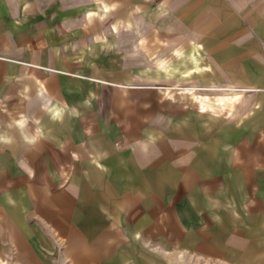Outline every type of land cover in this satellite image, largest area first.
I'll list each match as a JSON object with an SVG mask.
<instances>
[{"label": "rangeland", "instance_id": "rangeland-1", "mask_svg": "<svg viewBox=\"0 0 264 264\" xmlns=\"http://www.w3.org/2000/svg\"><path fill=\"white\" fill-rule=\"evenodd\" d=\"M104 1L111 5L110 13L99 20L93 14L86 16L87 12H94V0H63L62 10L55 15L58 24L39 29L45 41L53 38L46 46L55 50L36 51L42 64L36 68L35 75L40 80L69 77L70 81L63 85L67 90L62 94L74 106L55 104L30 112L38 114L41 121L38 127L30 119V141L55 142L56 138L74 133L69 130L70 126L80 128L75 133L82 147H90L97 135L113 134L114 147L123 156H134L140 168L136 174H141L145 187L136 190L132 198L127 195L119 199L111 208L97 200L86 207L79 193H72V213L77 214L72 222L78 231L72 235V239L76 238L71 242L69 235L61 233L38 210L35 195L38 190L44 199L51 192L88 184L92 172L84 168L96 162V155L63 156L60 163H64L65 170H49L43 163L36 164L47 156L32 157L29 184L19 185L14 179L22 173L17 157L0 155V183L6 184V188H0V207L5 211L0 214V264H77L73 262L77 254L84 256L83 264H91L92 241H98L99 248L104 244L111 246L97 264H264V180L262 186L252 187L241 180L245 172L230 169L229 163L223 169V162H215L208 156L203 163L199 162V157L204 156L205 142L199 143L186 158L182 150L165 155L155 146L166 139L161 134L163 123L172 125L171 130L178 132L185 121L194 119L206 134V143L217 139L222 143L218 146L219 156H230L232 150L236 151L230 139L244 131L246 116H254L260 109L264 99V73L253 75L250 70L238 71L235 61L234 65L216 67L214 52L198 41L201 36L197 31L177 25L181 22L176 16L178 12L168 11L165 0ZM134 21L143 30L138 41L143 47L140 53L131 46L137 40ZM112 24L116 25L117 32L109 30ZM258 49L264 55V43ZM155 56H159L158 61H151ZM48 58L54 59L51 64L42 61ZM218 71L224 74L221 76ZM212 82L218 84L217 92L209 89ZM41 83L47 89L46 82ZM223 91L247 93L251 108L234 116L233 112L240 107L233 100L219 109L215 99ZM201 100L207 108H200ZM15 115L16 111L10 117ZM52 118L55 124H50ZM147 124L151 127L145 128ZM49 126L57 128H45ZM258 134L264 142V132L258 131ZM141 141L147 142V148ZM102 156L97 157L101 160ZM159 157L166 163L163 166L159 163L157 171L151 164L157 163ZM121 162L126 167L129 161L122 157ZM171 168L176 171L174 179L158 180L156 186L150 181L153 173L168 175L173 171ZM98 180L89 183L90 187ZM199 180H208L214 185L195 198L191 192L203 186ZM108 182L126 191L131 186L126 171L110 177ZM184 184L191 188L178 196L180 199L168 196L166 190L171 192ZM22 195L24 201L20 199ZM183 201L188 204L190 215L183 210ZM80 204L84 209L77 211ZM136 205L144 224L135 229L141 235L139 239H133L121 225ZM119 208L120 218H115ZM88 215L95 218L88 219ZM87 219L90 223L101 220L98 232L92 236L85 233Z\"/></svg>", "mask_w": 264, "mask_h": 264}, {"label": "crops", "instance_id": "crops-1", "mask_svg": "<svg viewBox=\"0 0 264 264\" xmlns=\"http://www.w3.org/2000/svg\"><path fill=\"white\" fill-rule=\"evenodd\" d=\"M114 2L116 1L114 0ZM164 2L165 8L168 11L178 12L176 16L181 22L177 23V25L197 31L198 35L201 36V39L198 41L203 42L209 51L214 52L216 67L227 64L234 65L235 61L236 68L237 70L239 69L238 71L247 73L250 70L249 72L253 75L264 73V55L258 49L259 44L264 43V0H165ZM62 3L63 0H0V137H2L0 138V155L8 154L17 157L18 169L22 170V173L16 175L14 178L16 185L24 182L29 184L28 172L31 169L30 160L32 157L38 156L39 159L42 156H47L36 162V164L41 165L43 163L49 170H65L64 163H60V158L63 156L68 158L72 154H80L81 156L93 154L96 157L103 155L102 158L100 157L101 160L95 157L96 162L93 164L88 163V166L84 168L92 172L91 180H88V184L84 183L79 188L73 185L63 190L51 192L44 199L38 190L35 195L36 199L34 202L38 210L46 215L51 224L59 229L61 233L69 235V240L73 242L76 237L72 239V235L78 231V227L72 222L73 217H77V214L72 213L73 199L70 197L72 193H79L84 199L83 203H85L86 207L91 206L90 204H95V200H97L106 207L111 208L115 202L127 195L132 198L136 190L145 187V184L141 181V174H136V171H140V168L137 167L138 164L135 163L134 156L130 154L123 156L122 152L114 147L113 142L115 137L113 134L102 133L97 135L92 139L90 147H82L79 145L78 137L75 133L76 129L80 128L77 126L72 128L70 126L69 130L72 129L74 133L68 137L56 138L55 142L41 139L33 143L30 141V119H33V122L36 125L38 124V127L41 126L38 114L31 115L30 112H39L41 108L45 109L55 104L58 107L74 106L62 94L64 90H67L64 89L63 85H65V82L70 81L69 77L62 76L59 78L58 76H52L49 79L43 78L40 80L39 75H35L36 68L39 64H42L39 56L35 55L36 51L55 50V47L46 46L53 38H47L46 42L43 36L39 34V29L58 24L55 15L57 11L62 10ZM94 3V12H87L86 16L90 17L93 14L99 20L104 19L110 13L111 5H108L104 0H94ZM133 24L137 40L131 42V46L134 47L136 53H140L143 47L139 45L138 41H141L143 30L142 28L138 29L139 23L137 21H134ZM109 30L116 31V25L112 24ZM42 46L45 49H42ZM31 52L35 53L31 56ZM158 59L159 56H155L150 60L157 62ZM53 60L52 58H48L42 61L46 64H51ZM31 66H33V69L30 68ZM218 74L222 76L224 72L218 71ZM41 82H46L47 89ZM209 89L217 92L219 86L215 82H212ZM218 94L215 100L219 102V109H224V105L228 102L237 101V105L240 108L233 112L232 115L234 116L241 115L246 108L249 109L252 106L249 99L250 95L247 93L223 91ZM207 106L203 100L200 101L201 109H205ZM15 111L16 117H10ZM69 114L67 118L70 119L73 112L71 111ZM259 120L262 121L259 122ZM55 121L53 118L49 120L50 124H55ZM171 126L164 123L161 125L163 127L161 134L166 136V139L155 144L161 153L166 155V153L172 154L177 150H182L183 157L186 158L198 148L199 143L203 144L205 142L202 150L204 156L199 157V162L203 163L206 160V156H208V158L210 157L215 162H223L225 166L223 169H226V165L229 163L230 169L237 172L240 170L245 172L243 176L241 174L242 181L249 183L252 187L262 186L261 181L264 180V142L259 140L258 131L264 132V99L261 100V106L256 115L246 116L244 131L238 132L236 137L230 139L231 146H235L236 150L235 152L232 150L230 156H219L218 146L222 143L217 139L206 143V134L203 133L198 120L191 119L185 121L180 126L181 130L178 132H173ZM150 127L148 124L145 125V128ZM45 128L55 130L57 127L49 126ZM234 142L235 144H233ZM122 157H125L129 161L126 167L122 165L124 164L121 162ZM210 159L207 163L211 161ZM156 161L157 163L151 164V167H155L156 169L159 163L161 166L166 163L162 157H159ZM255 165L257 168H255ZM202 168L201 170L204 169ZM207 169L208 171L210 170V168ZM75 170H77L76 167ZM169 170H173L172 174L168 171V175L165 173L158 176L156 173H153L154 176L149 175L151 176L149 177L151 178L150 181H153L155 185L158 183V180L174 179L176 171L173 168ZM24 171L27 173L25 174ZM122 171H126L129 178L131 186H129L128 191L117 189L108 182L110 177H116ZM132 171L135 173H131ZM154 171L156 170L154 169ZM97 178L99 179L98 182L94 186L92 184L91 188V184L89 183H92L93 180L97 181ZM209 182L208 180L201 181V185L203 184V186L206 185L208 187L200 186L199 190L193 189L191 195L199 198L200 192L209 191V188L214 185ZM5 186L6 184L0 183V188ZM29 186H27V190L30 189ZM188 188H191L190 185L184 184L183 187H179L174 191L172 189L171 192L170 190H166V192L169 197L172 196L173 198L174 195L176 199H180L178 196H182ZM11 189L9 188L8 190L10 191ZM10 197L13 198V196ZM20 197L22 201L25 200L24 195ZM182 205L183 210L188 212L186 214L190 215L188 204L183 201ZM22 208L24 207L22 206ZM82 208L83 205L80 204L76 210L82 211ZM119 209L116 210L115 218H120L121 209ZM138 212L139 209L136 205L132 211L126 214L125 220L121 222L123 228L131 233L133 239L141 237L140 233L135 230L138 228L137 226L140 227L143 224L142 217ZM0 214H5V211L1 207ZM87 217L88 219L95 218L94 215H88ZM117 220L120 222L119 219H116V222ZM88 222L89 225H86V222L84 223L88 228V231L85 230V233L92 236L96 234L95 231L101 225V220L97 221V223H90V220ZM185 237L187 238L189 235H185ZM182 238L185 240L184 236ZM97 243L98 241H92V253H90L89 258L91 264H97L102 255L111 249V246L108 244H104L99 248ZM123 256L125 257L126 255L123 253ZM120 259L123 261L124 258L121 257ZM83 260L84 256L80 254H77L73 258V262L77 264H83Z\"/></svg>", "mask_w": 264, "mask_h": 264}, {"label": "clouds", "instance_id": "clouds-1", "mask_svg": "<svg viewBox=\"0 0 264 264\" xmlns=\"http://www.w3.org/2000/svg\"><path fill=\"white\" fill-rule=\"evenodd\" d=\"M0 138H2V137H0ZM140 143H141V145H142L144 148H147V146H148L147 142L141 141Z\"/></svg>", "mask_w": 264, "mask_h": 264}]
</instances>
